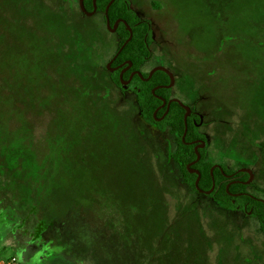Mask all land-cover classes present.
I'll use <instances>...</instances> for the list:
<instances>
[{
    "label": "rangeland",
    "instance_id": "rangeland-1",
    "mask_svg": "<svg viewBox=\"0 0 264 264\" xmlns=\"http://www.w3.org/2000/svg\"><path fill=\"white\" fill-rule=\"evenodd\" d=\"M126 1L150 28L141 71L172 75L205 161L250 170L264 202V0ZM77 3L0 0V264H217L218 246L264 264L255 219L184 187L174 136L106 71L118 38Z\"/></svg>",
    "mask_w": 264,
    "mask_h": 264
},
{
    "label": "trees",
    "instance_id": "trees-1",
    "mask_svg": "<svg viewBox=\"0 0 264 264\" xmlns=\"http://www.w3.org/2000/svg\"><path fill=\"white\" fill-rule=\"evenodd\" d=\"M109 1L111 0L95 1L96 11L94 15H101V21L106 32L108 31L105 28L104 9ZM83 8L88 13L92 12V0H83ZM107 17L110 28H112L116 21L122 20L130 27L132 32L131 39L115 58L111 67L121 65L122 63L124 67H127L130 64V68L121 77V80L124 82L128 80L131 72L140 73V77L137 75L132 77L128 87L129 91H131L135 97L139 116L146 124L154 125L158 127L160 131H168L174 136L176 148L174 152L170 154V159L179 163L180 172L184 176L185 184L190 187L192 192L196 193L197 191L194 183L197 179V175H189L186 169L187 165L195 161L196 155L193 151L194 146L186 144L194 142L195 140H204L203 137L199 135L196 126L193 124V121H196L194 116L187 118V131L183 141L181 140L184 132V111L175 103L170 105L163 120L159 123H155V119L160 118L165 112V109L163 108L157 112L155 118H153L152 115L154 111L159 105H161V102L156 97L168 100L170 91L166 89H157L152 94V90L157 87H165L169 84V77L163 72L157 71L150 77V79L143 81L147 78L148 73L142 72L141 67L151 56L149 50L150 28L148 23L136 17L135 13L129 8V4L126 0L114 1L108 9ZM115 36L118 38V42L116 43L113 55L129 37V34L122 23H118L115 30ZM110 79L117 88H120L119 72L111 74ZM204 153L205 149L199 150L200 160L191 167V169H194L200 175L197 182V188L200 191L208 192L211 189L213 181V191L207 196V198L211 200L215 206L224 211L234 210L236 206H238L240 210L243 207H247L248 210L252 209L251 217L256 220L264 235L263 204L257 200L242 195L246 192L247 187L241 182L247 179V174H234L236 171H230L223 167L221 168V171L213 170L211 176L210 168L212 164L205 161ZM227 176H230L231 178H228ZM45 225V223L39 224L40 227L37 228L39 230L37 232L38 237L42 232H40L41 227H44L45 229ZM18 259L22 258L18 257Z\"/></svg>",
    "mask_w": 264,
    "mask_h": 264
},
{
    "label": "flooded vegetation",
    "instance_id": "flooded-vegetation-1",
    "mask_svg": "<svg viewBox=\"0 0 264 264\" xmlns=\"http://www.w3.org/2000/svg\"><path fill=\"white\" fill-rule=\"evenodd\" d=\"M114 62V61H113ZM113 62H112V64H113ZM111 64V65H112ZM111 65H110V68L112 69V71L110 72L111 74H114V73H116V72H119V76H120V73L123 75L129 68H130V66H125L124 67V65H123V63L121 64V65H117V66H113V67H111ZM107 71V70H106ZM136 73H139V72H131L130 73V75H129V77H128V80H126L125 82H127V84L125 85V86H123V85H121L120 84V88L121 89H123V91H125V90H127V91H129V82H130V80L132 79V77L134 76V75H137ZM149 73V72H148ZM140 74V73H139ZM122 75H121V77H122ZM138 76V75H137ZM141 76V75H140ZM120 80H121V78H119ZM146 80V79H145ZM145 80H143V81H145ZM122 81V80H121ZM122 82H124V81H122ZM124 82V83H125ZM169 83H170V79H169ZM174 84V83H173ZM169 85V84H168ZM167 85V86H168ZM124 87V88H123ZM166 87V86H165ZM172 87H173V85H172ZM172 87H170L169 89H166V90H171L172 89ZM157 88H159V87H157ZM159 89H165V88H159ZM157 99L158 98H160V97H156ZM159 100V99H158ZM165 100V99H164ZM170 100H176V99H174V98H171L170 96H169V99L168 100H165V102H166V104L168 103V101H170ZM160 101V100H159ZM161 102V101H160ZM172 103H174V102H171L170 104H169V106H168V109H169V107H170V105L172 104ZM161 104H162V102H161ZM175 104H177V103H175ZM178 105V104H177ZM161 105H159V107H160ZM179 106V105H178ZM157 108L155 111H154V113H153V118H155V116H156V113L157 112H159L161 109H165V112H164V114L160 117V118H157V119H155V123H159V122H161L162 120H163V118L165 117V115L167 114V112H168V110H167V112H166V105L164 106V107H162V108ZM180 107V106H179ZM181 108V107H180ZM182 109V108H181ZM183 110V109H182ZM184 111V110H183ZM154 114H155V116H154ZM184 114H185V111H184ZM190 116H194L196 119H198L199 121H200V116L197 114V113H195L194 111H192V110H190V113H189V115L187 116V118H189ZM202 119V118H201ZM187 120V119H186ZM193 124L196 126L197 125V123H196V121H193ZM148 125V124H147ZM147 127H149L148 128V130L150 129V130H153L154 131V133L155 132H157V133H159V134H163V133H165V131H160V129L158 128V127H156V126H154V125H148ZM198 126H196V128H197ZM199 142V141H201V140H195L194 142ZM204 142V141H203ZM193 146H195V145H193ZM204 147H205V145H204ZM203 147V148H204ZM200 150H202V149H200ZM193 151H194V147H193ZM199 152V151H198ZM200 160V159H199ZM199 160L197 161V162H199ZM173 163H174V165L177 167V169H178V172L180 173V175H181V181H182V184L184 185V187L186 188V189H188V190H191L190 189V187L187 185V184H185V181H184V176L181 174V172H180V165H179V163L178 162H174V161H172ZM195 162V161H194ZM197 162H195V163H191V164H189V165H187L189 168H187V166H186V169H187V172H188V174L189 175H191V174H195V175H197L198 173L194 170V169H191V167L194 165V164H196ZM220 169V168H219ZM218 168H215V169H213V170H219ZM189 170V171H188ZM210 170H211V168H210ZM242 170V169H241ZM245 170H247V169H245ZM220 171V170H219ZM236 172L234 173V174H236V173H239L238 171V169L237 170H235ZM250 171V170H249ZM213 172V171H212ZM197 173V174H196ZM240 173H246L247 174V172H240ZM252 174V173H251ZM200 176V175H199ZM228 178H231L230 176H227ZM252 178H253V174H252ZM252 178L250 179V175L249 174H247V179L246 180H244L243 182H241L242 184H244V186H246L247 188H246V192L244 193V194H242L243 196H246V197H249V198H251V199H254V200H257V201H259V202H261L262 204H264V202H262V201H260V199L259 198H257L256 196H254V195H252V194H249L248 193V188L249 187H251L252 185H251V183H252ZM212 187V186H211ZM214 188V187H213ZM199 190V189H198ZM197 189H196V193H194V195H195V197H199V196H203V197H205L207 200H208V198H207V196H209V195H205L204 194V192L203 191H198ZM192 191V190H191ZM210 191V190H209ZM213 191V190H212ZM235 196H238V195H235ZM234 197V196H233ZM234 203V202H233ZM217 207V206H216ZM264 207V206H263ZM231 211H233V212H242V213H244L245 215H247V216H251V213H252V209H247V207H243L241 210L239 209V207L238 206H236L235 208H234V210H229V211H224V212H227V213H229V212H231ZM258 224V223H257ZM259 230H260V232L262 233V231H261V228L259 227ZM263 234V233H262ZM264 236V235H263ZM186 241V240H185ZM209 241V240H208ZM218 243L220 244V241H219V239H218ZM183 247H182V250H183V252L184 251H186V252H184V254H186L187 252H188V245L185 243V244H183L182 245ZM229 250V249H228ZM228 250H226V251H228ZM218 253H221L222 255H223V257L219 260V261H217V264H221L222 263V259L223 258H225L226 260H225V263L226 264H234V262L230 259V256H228V253L227 254H225V252L226 251H221L220 250V248H219V246H218ZM143 256H145V254L143 255ZM152 262H153V260H149V261H147L146 262V264H152ZM247 262H249L248 260H247ZM253 264H262V262H261V260H260V257H259V259H255V260H253ZM139 264H142V263H139ZM248 264H250V263H248Z\"/></svg>",
    "mask_w": 264,
    "mask_h": 264
},
{
    "label": "water",
    "instance_id": "water-1",
    "mask_svg": "<svg viewBox=\"0 0 264 264\" xmlns=\"http://www.w3.org/2000/svg\"><path fill=\"white\" fill-rule=\"evenodd\" d=\"M95 1H96V0H92L93 10H92V12L88 13V12H86V11L84 10V8H83V0H78V7H79V10L81 11V13H82L84 16H86V17H92V16H94L95 11H96ZM114 1H116V0H111V1H109V3L107 4V6H106L105 9H104L105 28L107 29V31H108L109 33H115V30H116V27H117L118 23H122V24L125 26V29H126V31L128 32V34H129V37H128V39L123 43V45L117 50V52H116V53L114 54V56L109 60V62L106 64V70H107L108 72H109V71H110V72L112 71V69L110 68V65H111L112 62L115 60V58L118 56V54L122 51V49L125 47V45L129 42V40L131 39V36H132V32H131L130 27H129L124 21H122V20H118V21H116V23H114V25L112 26V28H110V26H109V21H108V17H107V13H108V9H109V7L111 6V4H112ZM128 66H130V64H129ZM157 71H160V72L165 73V74L169 77V79H170V83H169L168 86H166V87H159V88L169 89L170 87H172V85H173V83H174V79H173L172 75H171L166 69H164V68H162V67H155V68H153V69L148 73L147 78H146L145 81H147L148 79H150V77H151L155 72H157ZM136 74L140 77V74H139V73H136ZM121 75H122V74L120 73L119 78H121ZM120 84L123 85V86H125V85L127 84V82L124 83V82H122V81L120 80ZM123 88H124V87H123ZM159 88H156V89L152 90V94L154 93L155 90H157V89H159ZM158 99L162 102V104H161V106H160L159 108H162V107H164V106L166 105V112H167V110H168V106H169V104H170L171 102L177 103V104H178V105H179V106L185 111V114H184V116H183V121H184V132H183V135H182V137H181V140L183 141V139H184V137H185V134H186V131H187L186 119H187V116H188L189 113H190L189 108L186 107V106H184V105H182L178 100H170V101H168V103L166 104V102H165L164 99H162V98H158ZM154 116H155V114H154ZM200 122H201V118H200ZM186 145H195V146H194V153H195V155H196L195 162H197V161L200 159V154H199L198 151H199L200 149H203L205 143H204L203 141H199V142L196 141V142L188 143V144H186ZM195 162H193V163H195ZM187 168H189V167L187 166ZM215 168H217V167H213V168H211V170H210V174H211V176H212V171H213V169H215ZM218 169H219V168H218ZM219 170L221 171V169H219ZM188 171H189V170H188ZM238 172H239V173H240V172H247V173H249V175H250V179L252 178V174H251V172H250L249 170L242 169V170H239ZM196 174H197V173H196ZM198 180H199V174H197V179H196V181H195V183H194V185H195V189H197V190H198V188H197V182H198ZM213 187H214V182L212 181V187H211L210 191H208V192H204V194H205V195H209V194L212 192ZM227 187H228V186H227ZM198 191H199V190H198ZM263 206H264V204H263Z\"/></svg>",
    "mask_w": 264,
    "mask_h": 264
},
{
    "label": "built area",
    "instance_id": "built-area-1",
    "mask_svg": "<svg viewBox=\"0 0 264 264\" xmlns=\"http://www.w3.org/2000/svg\"><path fill=\"white\" fill-rule=\"evenodd\" d=\"M13 262H14V260L12 259V260L10 261V264H14ZM1 263H2V262H1Z\"/></svg>",
    "mask_w": 264,
    "mask_h": 264
}]
</instances>
